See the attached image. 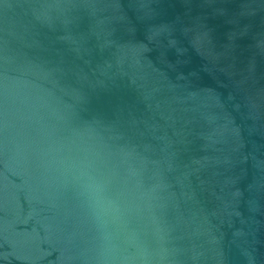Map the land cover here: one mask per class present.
<instances>
[{"label":"water","instance_id":"95a60500","mask_svg":"<svg viewBox=\"0 0 264 264\" xmlns=\"http://www.w3.org/2000/svg\"><path fill=\"white\" fill-rule=\"evenodd\" d=\"M0 264H264V0H0Z\"/></svg>","mask_w":264,"mask_h":264}]
</instances>
